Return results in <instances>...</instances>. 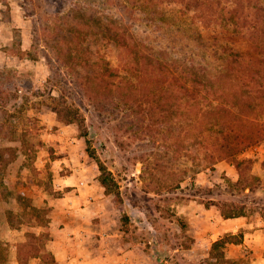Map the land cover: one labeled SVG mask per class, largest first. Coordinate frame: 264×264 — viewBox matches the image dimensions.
I'll return each instance as SVG.
<instances>
[{
  "label": "rangeland",
  "instance_id": "obj_1",
  "mask_svg": "<svg viewBox=\"0 0 264 264\" xmlns=\"http://www.w3.org/2000/svg\"><path fill=\"white\" fill-rule=\"evenodd\" d=\"M252 40L264 48V0H0V264H22L18 246L31 233L52 253L50 214L65 197L71 205L64 179L73 168L75 195L95 185L101 194L90 198L119 217L120 239L143 249L141 264H253L230 252L237 243L196 245L210 225L190 213L202 203L216 216L264 215L255 149L264 138L205 159L221 109L206 110L188 134L202 108L200 98L188 103L190 57L215 51L221 62L252 51ZM217 66L206 68L208 94L238 102ZM234 158L250 159L242 176Z\"/></svg>",
  "mask_w": 264,
  "mask_h": 264
},
{
  "label": "crops",
  "instance_id": "obj_2",
  "mask_svg": "<svg viewBox=\"0 0 264 264\" xmlns=\"http://www.w3.org/2000/svg\"><path fill=\"white\" fill-rule=\"evenodd\" d=\"M256 155L261 156L262 165L259 166L258 174L264 179V144L256 148ZM73 168V167H72ZM79 168L65 176L64 181L73 190L72 201L68 204V198L63 199V209L51 211L52 221L57 230V237L50 249L54 254L56 264H141L143 249H135L134 245L129 247L123 244L120 236L119 217L114 211L103 210L96 204L97 198H90L93 192L96 197L100 194L93 191L94 184L84 192L75 195L81 185L77 177ZM95 189V188H94ZM70 205L72 208H67ZM200 213H190L194 218H207L210 230L196 234V245L207 246L209 238L217 240L224 232L235 234L242 233V240L230 247L234 256H244L248 253L253 264H264V215L259 213L218 217L213 213L212 207H205Z\"/></svg>",
  "mask_w": 264,
  "mask_h": 264
},
{
  "label": "trees",
  "instance_id": "obj_3",
  "mask_svg": "<svg viewBox=\"0 0 264 264\" xmlns=\"http://www.w3.org/2000/svg\"><path fill=\"white\" fill-rule=\"evenodd\" d=\"M252 43L254 45L252 51L227 53L221 62L219 57L222 56L221 53L215 55V51H212L211 54L203 55L201 59H194L192 58L193 56H191L188 60V103L192 101L191 98L194 100L200 98V106L202 107L199 109V111H201V116H196V118L193 119L188 118V134L190 132V127L194 126L193 122L201 119L206 110L215 112L220 109L223 110V113H220L221 121L216 120L214 122L219 126L215 129L216 135L211 142L205 143L201 146L205 159H211L214 161L229 156L234 157L236 152L243 151L249 145L264 138V117L258 119L259 115L256 113L257 110L255 108V106L264 107V48L260 46V43L254 42L253 40ZM216 59L219 62H216ZM219 63L220 66H217V69H219V67L221 68L218 71V76L223 79L228 78V81H230L232 85L237 86L236 89L238 88L237 91L239 96L238 102L233 99L229 101L226 95L222 96L223 92H221L220 96L208 94L207 84L210 80L205 79L204 75L206 68H209V65L211 64L218 65ZM260 66L263 71L259 72L257 69ZM232 70H234V74H231ZM221 72H223V77L221 76ZM232 91L234 90H231V92ZM232 94L234 93L232 92ZM252 95H255V98L249 103L248 97ZM250 106L253 107L251 108V112L244 111L247 108L250 109ZM211 126L212 125L209 124L208 126L205 125L209 140L211 139L210 133H212V131H210ZM203 133L204 132L202 131L196 136L195 141L198 144L202 143L201 141L205 137ZM189 137L190 136L188 135V138ZM234 161L239 176H242L245 169L243 166L244 164L249 165L248 162H250V159L234 158ZM101 183L107 191L108 185L103 177L101 178ZM233 216L236 215L224 214V217ZM40 238V233H31L29 234L28 239L19 244L18 255L19 259L22 260V264L28 263V259L34 256L43 258V263L41 264L46 262L54 264L52 253L43 250V247L38 244ZM241 240V234L237 235L229 233L213 241L212 247L227 242L239 243ZM229 263L237 264L238 260L225 258V264Z\"/></svg>",
  "mask_w": 264,
  "mask_h": 264
},
{
  "label": "built area",
  "instance_id": "obj_4",
  "mask_svg": "<svg viewBox=\"0 0 264 264\" xmlns=\"http://www.w3.org/2000/svg\"><path fill=\"white\" fill-rule=\"evenodd\" d=\"M258 146L255 147V149L257 148ZM257 150V149H256Z\"/></svg>",
  "mask_w": 264,
  "mask_h": 264
}]
</instances>
